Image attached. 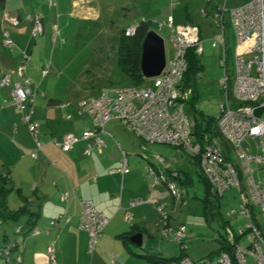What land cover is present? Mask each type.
<instances>
[{"label":"built area","instance_id":"built-area-1","mask_svg":"<svg viewBox=\"0 0 264 264\" xmlns=\"http://www.w3.org/2000/svg\"><path fill=\"white\" fill-rule=\"evenodd\" d=\"M226 14L236 37L234 76L231 71L229 75L226 54ZM26 18L30 22L31 35L40 36L43 32L41 18L37 15H27ZM213 19L218 33L211 38V46L221 50V88L225 93L224 101L219 104V112L215 116L217 135L211 136L204 132L197 137L194 134L195 120L184 110L185 103L193 95L192 87L183 85L187 52L193 50L198 56L203 53L199 27L194 24L173 25L171 18H168L159 22L158 27L169 28L173 54L166 59L161 73L151 78L144 77L141 85L104 87L96 97L83 100L80 111L90 119V126L79 134L68 133L58 144L64 152H68L75 144L85 141L87 145L84 152L89 155L92 145L99 150L105 147L102 136L111 135L105 129V124L115 119L140 140V156L143 159L148 157V147L155 144L174 147L182 156L187 154L198 162L212 194L221 197L226 189L236 188L241 200L240 211L231 210L228 215L231 217L237 214L243 219L244 223L238 227L236 234L246 236L247 246L231 242L233 257L225 251L199 261L184 255L177 264H234L233 260L236 264H250L248 257L255 264H264V234L259 230L254 216L258 208L264 217V121L257 114L260 109H264V0H250L232 9H227L224 4L218 5ZM8 21L16 26L19 20ZM134 30L135 25H131L124 33L129 36ZM2 43L11 48L15 46L7 30L2 31ZM29 59L30 55L26 51H20L19 62L14 70L8 69L1 73L0 88L6 85L11 88L12 103L35 142L30 153V157L35 159L38 152L42 151L43 143L38 138V124L31 118L37 86L34 89L31 87L32 80L26 71ZM46 68L43 75L47 73ZM13 73L16 81L11 83ZM247 140L250 146L251 142L254 144L249 151L243 146ZM120 153L122 165L119 171L124 174L129 171L127 158L123 150L120 149ZM154 156L162 170L156 174L151 167L150 176L156 183H164L174 202L182 201V192L175 182L180 172L172 168V163L163 156ZM165 172L169 173L170 179ZM62 198L65 199V196ZM80 205V228L87 231L89 248L92 250L95 242L100 240L108 219L94 208L91 201H82ZM157 209L161 211L160 206ZM50 224L55 226L57 222L51 220ZM20 231L17 227L16 232ZM39 232L38 227H35L28 236H36ZM173 237L181 249L187 248L184 224L176 227ZM46 250L49 258L54 260L53 243ZM17 260H20V256Z\"/></svg>","mask_w":264,"mask_h":264},{"label":"crops","instance_id":"crops-1","mask_svg":"<svg viewBox=\"0 0 264 264\" xmlns=\"http://www.w3.org/2000/svg\"><path fill=\"white\" fill-rule=\"evenodd\" d=\"M169 1L166 9L159 11L164 12L159 16L161 21L171 18L175 25L194 23L192 20L182 22L183 18L177 12L178 6L175 7L174 1ZM180 1L183 0H177ZM204 1L206 4V0ZM227 1H224L226 7ZM233 1L234 4H230L227 9L238 7V0ZM209 4L215 11L222 2L212 0ZM0 7V45L3 46L0 48V75L5 70H14L19 62L20 51L24 50L30 55L26 71L32 80L31 87L34 89L37 86L31 118L38 124V138L43 143L42 151L38 152L37 158L30 157L35 142L12 103L10 86L1 87L0 166L3 167L1 170L7 169V172L0 174V176L4 174V179L0 182L7 185L11 182L10 188H17L13 198L16 206L12 207L25 206L28 213H34L38 218L35 224L40 228L39 231L41 230L38 235L28 237L15 232L20 236L14 238L16 247L11 252L12 258L20 253V264H171L172 262L166 259H170L169 256L175 253V249L169 242L174 241L172 238L176 227L185 223L172 226L171 215L174 209L171 204L177 202L168 195L164 183H156L149 174L151 167L156 174L160 169L155 166L156 164L141 158L140 140H137L138 152H134L132 146L124 149L108 130L111 135L102 136L105 147L99 150L92 145L89 155L84 152L87 145L85 141L75 144L68 152L61 149L58 143L68 133L78 134L91 124L90 119L80 111V103L83 100L77 103L58 100L54 90L49 86L52 80L43 78L49 73L50 62L46 66L45 75L44 60L41 65L30 64L32 54L35 52L43 55L46 46L42 41L40 45L35 40L28 41L23 33L18 32L21 20L19 17L16 18V15L19 10L9 8L8 0L5 2L2 0ZM148 17L147 14L142 15L140 20H149L152 23ZM11 19L19 20L18 25L12 26L8 21ZM138 22H133L128 27ZM27 27L29 24L22 29ZM163 27L168 28L167 26L161 28ZM3 30L9 32L15 45L14 49L3 45ZM10 81L11 83L16 81L14 73ZM120 149L126 154L129 169L124 174L119 171L122 165ZM151 149L153 150L152 145L148 147V151ZM180 158H184V155H180ZM172 168L175 169L173 164ZM165 175L170 179L168 172H165ZM175 182L181 189V185L187 183V177ZM31 191L33 193H30ZM63 195L65 199L62 198ZM4 198L0 199V214L11 212L9 196L5 195ZM88 200L108 219L102 229L100 240L95 242L92 250L89 248L87 231L80 228L82 215L80 204ZM179 203H186L184 197L177 204ZM158 206L161 207V211L157 209ZM230 218L237 221L238 215ZM54 219H57L56 226L50 224ZM26 220L27 215L22 222L25 223ZM226 223L224 234L216 231L225 238L226 243L238 244V236L234 234L232 227L226 226ZM136 233L142 234L141 245L130 240ZM188 236L190 238L189 234ZM163 237L169 241H164ZM6 239L7 237L3 238L4 242ZM52 243L55 247L54 260L49 258L46 250ZM188 247L186 255L191 260L197 259L189 254ZM176 262L177 260L174 263Z\"/></svg>","mask_w":264,"mask_h":264},{"label":"rangeland","instance_id":"rangeland-1","mask_svg":"<svg viewBox=\"0 0 264 264\" xmlns=\"http://www.w3.org/2000/svg\"><path fill=\"white\" fill-rule=\"evenodd\" d=\"M172 1L176 3L175 7L178 6L177 12L183 18L182 22L192 20L201 29L203 53L198 57L201 69L197 74L194 72L190 74L194 96L185 103L184 110L192 120L201 121L205 127L207 122L218 114L219 104L224 101L225 94L221 88L223 78V67L220 65L221 50L219 47L211 46V38L218 33V29L212 14L208 12L206 15L201 12L205 7L210 10V7L204 4V0ZM247 1L238 0V7ZM1 2L2 0L0 4ZM169 4V0H8L9 8L19 10L16 15V18L19 17L21 20L18 32L23 33L28 41L35 40L38 45L42 41V44L46 46L43 55L35 52L32 54L30 64L41 65L44 60L43 65L46 67L50 62L49 73L43 78L52 80L49 86L54 90L59 101L71 103L96 97L104 87H121L129 84L118 64L117 37L130 24L140 21L142 15L147 14L148 19L153 21L151 29L163 38L166 59L171 57L173 47L169 39V29L157 27V22L161 21L159 16L164 13L159 12L160 9H166ZM203 4L204 7H202ZM230 4H234V1L228 0L227 7ZM27 15H37L42 18L43 32L40 36L36 38L31 36ZM226 18L228 19L227 14ZM28 24L29 27L22 29ZM226 32L229 75L231 71L234 76L233 53L236 37L229 22L226 24ZM2 47L0 45V48ZM257 114L264 121V109H260ZM105 129L112 133L124 149L132 146L135 149L134 152H138L137 140L139 139L130 130L124 128L118 120H110ZM243 146L246 151H249L254 144L251 142L250 146L247 140ZM152 147L153 150L148 151L149 162L156 164L155 166L162 170L154 156L161 155L166 161L171 162L176 170L182 171L184 177H187V183L181 185L180 189L186 203L171 204L174 209L171 215L173 216L172 226L176 227L179 223H185L187 238H189L188 234L190 235V238L186 240L189 245V254L197 258L193 261H199L203 257H215L220 246L219 240H223L216 230L224 234V225L227 222L226 226L232 227L237 236L238 227H242L244 223L240 215L237 221L232 220L228 215L231 210L240 211L241 200L236 188L226 189L221 197L210 194L206 191L205 181L199 175L200 168L195 159L185 153L184 158L181 159L179 150L168 145L155 144ZM2 168L0 166V174L6 173L7 169L1 170ZM1 186H4L3 192L9 196V211L17 210L18 207H12L16 206L13 198L17 188H10L11 182L9 185L2 182ZM166 192L170 195L167 188ZM256 209L257 213L254 215L256 223L264 234V217L259 213V209ZM24 217L25 214L21 215L19 221L6 219V217L1 219L0 242L2 245L4 237H7L5 244L12 246L15 236H20L15 234V228L23 224ZM54 220L57 222V219ZM163 240L169 241L164 237ZM169 243L175 249V253L169 257L176 258L180 247L173 240ZM238 243L243 247L247 246L246 236L238 238ZM247 259L250 264H255L249 257ZM174 262L175 259L172 263L175 264Z\"/></svg>","mask_w":264,"mask_h":264},{"label":"trees","instance_id":"trees-1","mask_svg":"<svg viewBox=\"0 0 264 264\" xmlns=\"http://www.w3.org/2000/svg\"><path fill=\"white\" fill-rule=\"evenodd\" d=\"M211 1L212 0H210V2ZM224 1L225 0H223L222 4H224V6L226 7V3H224ZM222 4H219V5H222ZM206 5H208V7H210L209 1H206ZM204 10H205L204 14L207 15V13L210 12L212 14V18H213L214 12L216 10L213 11L211 9V7H210V10H208L207 7L202 9L203 12H204ZM224 20L226 23L228 22V19L226 18V16H224ZM185 24H193V23H185ZM173 25H175V24H173ZM215 26H216V23H215ZM157 27H158V23H157ZM150 28H151V22L149 20H140L135 25V30H134L132 35H129V36L125 35V33H124L125 29H124L121 31L119 37H117V49H118L117 60H118V64H119L121 71L123 72V74L125 75L126 79L129 82L128 85H141L143 83V81L145 80V78L142 75L141 70H140L141 46H142V41H143L145 35L147 34V32L150 30ZM199 30H200V37H202L201 29L199 28ZM198 57L199 56L196 55L193 52V50H190V49L188 50L187 56H186L187 69H186L184 76H183V85L186 87H192L193 94H194V88L192 86L190 74L192 72L197 74L200 71L199 69H201V67L199 66ZM128 85H125V86H128ZM193 96L194 95H192L191 99L193 98ZM204 132L209 133L211 136L217 135V131L215 129V117L212 118L210 121H208L207 125L205 127L203 126L201 121L195 120L194 134L198 137V136L202 135ZM199 175L205 181L206 191L211 194L212 192L210 190V185L208 184L207 180H205V178L203 177V175L201 174L200 171H199ZM3 176L4 175L0 176L1 181L4 179ZM184 178H185L184 173L182 172V173H180V175L175 180L179 181V180H183ZM1 184H2V182H0V188H1L0 189V199L4 200L6 193L3 192L4 186H1ZM26 212L28 213L27 208L25 206H21L13 212L5 213V215H4V213L0 214V217H1L0 220L1 219L3 220L5 217L7 219L19 220L21 215H24V214L27 215V220L25 221V223H23L22 225L16 226V228L19 227L21 229V231L16 232V228H15V232L28 237L30 231L33 228L37 227L35 223H37L38 218L34 213L29 212L27 214ZM186 232H187V229H186ZM238 238H240V236H238ZM187 243L188 242H186V245H187ZM4 244H5V242H4ZM176 244L180 247V245L178 243H176ZM219 244H220V246H219V248L216 252L217 254H215V256H217L218 254H220L223 251L230 253V255L232 254L233 245L231 243H229V244L226 243L224 237H223V240H219ZM3 245L0 246L1 264H20V262H21L20 253H18V255H16L13 258L11 256V252H12L13 248L16 247L15 243L13 242L12 246L6 245V244L4 246ZM187 247H188V245H187ZM180 251H181V254L179 256H177L176 258H170V259H166V260L173 262V260L175 259V261L176 260L178 261L182 256L186 255L187 248L184 250V249H181V247H180ZM18 256H20L19 261L17 260ZM233 263L236 264L235 260H233ZM175 264H177V263H175Z\"/></svg>","mask_w":264,"mask_h":264},{"label":"water","instance_id":"water-1","mask_svg":"<svg viewBox=\"0 0 264 264\" xmlns=\"http://www.w3.org/2000/svg\"><path fill=\"white\" fill-rule=\"evenodd\" d=\"M166 61L163 38L150 29L145 35L141 46L140 70L145 78H151L161 73ZM130 240L141 245L142 234H134Z\"/></svg>","mask_w":264,"mask_h":264},{"label":"clouds","instance_id":"clouds-1","mask_svg":"<svg viewBox=\"0 0 264 264\" xmlns=\"http://www.w3.org/2000/svg\"><path fill=\"white\" fill-rule=\"evenodd\" d=\"M206 1H207V0H206ZM248 2H249V1H248ZM41 21H42V19H41ZM18 22H19V21H18ZM226 24H227V23H226ZM17 25H18V24H17ZM17 25H16V26H17ZM194 25H195V24H194ZM196 26H197V25H196Z\"/></svg>","mask_w":264,"mask_h":264}]
</instances>
